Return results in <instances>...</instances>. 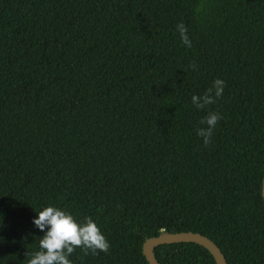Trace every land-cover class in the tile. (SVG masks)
I'll return each instance as SVG.
<instances>
[{"label":"trees","instance_id":"obj_1","mask_svg":"<svg viewBox=\"0 0 264 264\" xmlns=\"http://www.w3.org/2000/svg\"><path fill=\"white\" fill-rule=\"evenodd\" d=\"M218 78L222 97L197 109ZM263 178L264 0H0V264H27L47 206L110 243L72 264H149L144 241L166 231L264 264ZM155 253L216 264L195 242Z\"/></svg>","mask_w":264,"mask_h":264},{"label":"clouds","instance_id":"obj_2","mask_svg":"<svg viewBox=\"0 0 264 264\" xmlns=\"http://www.w3.org/2000/svg\"><path fill=\"white\" fill-rule=\"evenodd\" d=\"M197 11L199 12L200 8H197ZM176 30L182 44L191 48L192 42L184 23H179ZM189 67L195 69L196 65L191 64ZM224 87L225 81L218 78L203 95H193L191 102L197 109H204L222 97ZM220 119L218 112H209L200 121L202 125H206L197 129V135L203 139L204 146L211 144L214 129ZM258 191L264 197V182ZM32 223L44 232V235L39 238L38 250L26 254L29 256L27 264H72L69 257L77 248L81 249L84 255H99L101 252L107 254L110 251L109 241L91 217L78 222L72 214L54 206H47L37 212V217Z\"/></svg>","mask_w":264,"mask_h":264},{"label":"water","instance_id":"obj_3","mask_svg":"<svg viewBox=\"0 0 264 264\" xmlns=\"http://www.w3.org/2000/svg\"><path fill=\"white\" fill-rule=\"evenodd\" d=\"M264 182V178H263ZM264 198V197H263ZM195 242L206 247L214 256L216 264H228L225 254L218 244L209 236L195 231L161 232L144 241L143 252L149 264H163L155 253V247L163 243Z\"/></svg>","mask_w":264,"mask_h":264}]
</instances>
